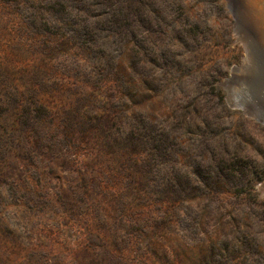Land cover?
Returning a JSON list of instances; mask_svg holds the SVG:
<instances>
[{
	"label": "rangeland",
	"instance_id": "374dc122",
	"mask_svg": "<svg viewBox=\"0 0 264 264\" xmlns=\"http://www.w3.org/2000/svg\"><path fill=\"white\" fill-rule=\"evenodd\" d=\"M244 0H0V264H264V45Z\"/></svg>",
	"mask_w": 264,
	"mask_h": 264
},
{
	"label": "bare ground",
	"instance_id": "6f19581e",
	"mask_svg": "<svg viewBox=\"0 0 264 264\" xmlns=\"http://www.w3.org/2000/svg\"><path fill=\"white\" fill-rule=\"evenodd\" d=\"M245 13L264 45V0H244Z\"/></svg>",
	"mask_w": 264,
	"mask_h": 264
}]
</instances>
